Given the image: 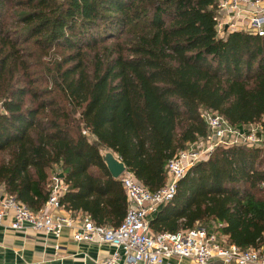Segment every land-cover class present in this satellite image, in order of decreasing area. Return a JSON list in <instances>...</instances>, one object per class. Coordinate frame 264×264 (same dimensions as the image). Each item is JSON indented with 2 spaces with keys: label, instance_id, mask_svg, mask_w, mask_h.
Here are the masks:
<instances>
[{
  "label": "trees",
  "instance_id": "trees-1",
  "mask_svg": "<svg viewBox=\"0 0 264 264\" xmlns=\"http://www.w3.org/2000/svg\"><path fill=\"white\" fill-rule=\"evenodd\" d=\"M217 16L216 0H0V189L38 213L60 172L67 212L118 227L128 200L102 149L157 192L207 138L204 112L264 127V37L220 39ZM150 227L263 247L264 149L217 148Z\"/></svg>",
  "mask_w": 264,
  "mask_h": 264
},
{
  "label": "built area",
  "instance_id": "built-area-1",
  "mask_svg": "<svg viewBox=\"0 0 264 264\" xmlns=\"http://www.w3.org/2000/svg\"><path fill=\"white\" fill-rule=\"evenodd\" d=\"M218 3L217 33L220 39L235 32L264 37V0H216ZM209 133L205 146L181 151L167 164V183L151 192L128 170L121 177L128 200V212L118 227L99 226L89 217H72L56 213L65 208L60 200L68 187L56 180L46 206L38 213L28 209L15 198L0 200V224L11 217L9 228L25 232L28 228L61 239L66 230L73 240L82 244H109L115 252L103 264H165L172 258L194 259L198 264H264V246L244 251L235 245H224L212 231L201 228L179 233L154 234L149 215L175 198L178 183L199 163L207 161L219 147L244 145L264 149V127L255 126L242 134L218 113L202 114ZM231 128V129H230ZM121 261H124L121 263Z\"/></svg>",
  "mask_w": 264,
  "mask_h": 264
},
{
  "label": "crops",
  "instance_id": "crops-1",
  "mask_svg": "<svg viewBox=\"0 0 264 264\" xmlns=\"http://www.w3.org/2000/svg\"><path fill=\"white\" fill-rule=\"evenodd\" d=\"M51 182L53 187L56 181ZM5 196L6 193L0 189V200ZM162 209L163 207L149 215L150 224L157 218ZM60 212L72 217H86L82 212L69 213L66 210H61L56 213L59 214ZM11 220V217H8L0 224V264H103L115 252V249L109 244L77 243L73 240L70 230H66L61 239L36 232L31 228L25 232H16L9 228ZM219 242L223 244V241L219 240ZM123 262L121 261V263ZM165 264L198 263L194 259L172 258L167 260ZM214 264L222 263L216 261Z\"/></svg>",
  "mask_w": 264,
  "mask_h": 264
},
{
  "label": "water",
  "instance_id": "water-1",
  "mask_svg": "<svg viewBox=\"0 0 264 264\" xmlns=\"http://www.w3.org/2000/svg\"><path fill=\"white\" fill-rule=\"evenodd\" d=\"M103 161L106 164L110 174L114 179H120L128 170L126 165L112 151H107L105 154L101 152ZM58 179H64L63 174L58 175Z\"/></svg>",
  "mask_w": 264,
  "mask_h": 264
},
{
  "label": "rangeland",
  "instance_id": "rangeland-1",
  "mask_svg": "<svg viewBox=\"0 0 264 264\" xmlns=\"http://www.w3.org/2000/svg\"><path fill=\"white\" fill-rule=\"evenodd\" d=\"M125 37H126V36H124L123 38H125ZM123 38H122V39H123ZM55 59H56V60L59 59L58 56H56ZM46 61H48V60H46ZM30 101H31V100H28V103H29V104H30ZM253 127H255V126H245V127H242V128L240 129V132H241L242 134H244V133H248V132H250V131L253 129ZM230 129H231V128H230ZM83 133L87 135V131H83ZM205 144H206V139H203V140H200L198 143H196L194 146H192V148H197V149H198L199 147H201V146H203V145L205 146ZM107 151H108V150H106V149H102V150H101V152H102L103 154H105ZM59 174H61V173H60V172L57 173V174L55 175V177L52 178L53 180L51 179V181H53V182L56 181L57 178H58V175H59ZM204 226H205V225H203V228H204ZM201 229H202V228H201ZM204 230H205V229H204ZM218 240H219V239H218ZM225 244H226V245H231V244H227L226 242H225Z\"/></svg>",
  "mask_w": 264,
  "mask_h": 264
}]
</instances>
